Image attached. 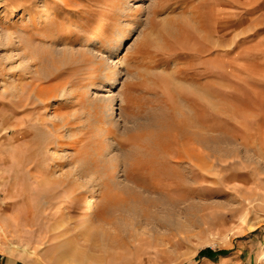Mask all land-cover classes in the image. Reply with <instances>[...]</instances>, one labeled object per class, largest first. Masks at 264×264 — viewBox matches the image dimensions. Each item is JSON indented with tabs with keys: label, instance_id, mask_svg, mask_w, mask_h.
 I'll list each match as a JSON object with an SVG mask.
<instances>
[{
	"label": "rangeland",
	"instance_id": "rangeland-1",
	"mask_svg": "<svg viewBox=\"0 0 264 264\" xmlns=\"http://www.w3.org/2000/svg\"><path fill=\"white\" fill-rule=\"evenodd\" d=\"M57 1L0 0V264H264V0Z\"/></svg>",
	"mask_w": 264,
	"mask_h": 264
},
{
	"label": "bare ground",
	"instance_id": "bare-ground-1",
	"mask_svg": "<svg viewBox=\"0 0 264 264\" xmlns=\"http://www.w3.org/2000/svg\"><path fill=\"white\" fill-rule=\"evenodd\" d=\"M69 1H71V0H58L57 1V3H55V5L56 6H60V4H63V3H68ZM47 2H50V1H45V3H47ZM24 4V3H23ZM25 6V5H24ZM123 6V5H122ZM124 8V7H123ZM23 9H24V7L22 6V5H17L16 6V12H22L23 11ZM30 9V8H29ZM33 11V10H32ZM46 11V10H45ZM44 11V12H45ZM6 12H7V10H6ZM29 12V11H28ZM18 14V15H21V14ZM30 13V12H29ZM47 13H48V11H46L44 14H45V16L44 17H46L47 16ZM18 15H16V14H13L12 15V17L13 18H16ZM29 15V14H28ZM30 15H32L31 13H30ZM30 15L28 16V17H30ZM18 18H21V16L20 17H18ZM30 19V18H29ZM28 19V20H29ZM44 19V18H43ZM27 20V21H28ZM31 20H32V18H31ZM34 20V19H33ZM16 21V20H15ZM20 21V20H19ZM26 21V22H27ZM44 21H46V19H44ZM23 22V21H22ZM20 23H21V21H20ZM25 24H27V23H25ZM33 24V23H32ZM101 23H99V25H100ZM31 25V24H30ZM43 25V24H42ZM25 26V25H24ZM23 27V25H19V27H18V30H19V28H22ZM39 27V26H38ZM41 28V27H40ZM34 29V28H33ZM3 30V29H2ZM6 31V30H5ZM8 31V30H7ZM4 32V31H3ZM19 32V31H18ZM5 33V32H4ZM7 33V32H6ZM7 35V34H6ZM9 35L10 34H8V37H9ZM89 35L90 36H88L87 37V40H88V42L89 43H91V46H95V44H97V43H100L98 40H100V39H97L96 41H92L93 39V33H89ZM7 37V38H8ZM17 37H19V36H17ZM6 38V37H5ZM6 38V39H7ZM125 39V38H124ZM121 40H123V39H121ZM5 41H7V40H5ZM4 43V42H3ZM6 43V42H5ZM86 44V43H85ZM6 45V44H5ZM121 45V44H120ZM86 47V46H85ZM91 48V47H90ZM93 48V47H92ZM91 49H89V48H86L84 51L85 52H87L88 54L92 51H90ZM80 53H81V51H79ZM80 53H78V54H80ZM86 54V53H85ZM92 54H94V53H92ZM13 55V54H12ZM11 56V55H10ZM14 56V55H13ZM95 62H97V61H95ZM105 64V63H104ZM16 68V67H15ZM11 70H12V68H11ZM10 70V71H11ZM14 71V70H13ZM27 72V71H26ZM118 73V72H117ZM116 73V75H115V77H117L118 76V74ZM20 76V75H19ZM35 76V75H34ZM32 77V76H31ZM41 77V78H40ZM40 79L42 80V76H41V74H40ZM88 77H90V76H88ZM12 78H14V77H12ZM19 78V77H18ZM44 78V77H43ZM23 79V78H22ZM32 79V78H31ZM9 80H11L12 81V79H9ZM18 80H20V79H18ZM5 81V80H4ZM7 81V80H6ZM14 81V80H13ZM16 81V80H15ZM14 81V82H15ZM8 82V81H7ZM19 83V82H18ZM22 82H20V84H18V86L19 85H21V87L23 86L22 84H21ZM1 84H4V82H1ZM13 84H15V83H13ZM8 85H10V83L8 84V83H6V86H8ZM12 86V85H11ZM11 86H10V88H11ZM64 87V86H63ZM66 87H67V85H66ZM65 87V88H66ZM3 88H5V87H3ZM9 88V87H8ZM9 88V89H10ZM13 88H15V85H14V87H12V91H13ZM23 88V87H22ZM41 88V87H40ZM61 88V87H60ZM65 88H61L60 89V92H61V94H62V100H63V103L64 104H67L68 103V101L71 99V92L69 93L68 92V90H66ZM68 88V87H67ZM6 89H7V87H6ZM58 89L59 88H57V91H58ZM79 89V88H78ZM77 88H75L74 90L75 91H79ZM5 90V89H4ZM16 91H17V89H15ZM47 90V88H41V92H46L47 94L48 93H51V88L50 89H48V92L46 91ZM73 90V91H74ZM89 90V89H88ZM6 91V90H5ZM50 91V92H49ZM71 91V90H70ZM13 92H15V91H13ZM21 92V91H20ZM59 92V91H58ZM80 92V91H79ZM86 92V94H87V91H85ZM15 94V93H14ZM13 94V95H14ZM17 94V93H16ZM43 94V93H42ZM56 94H57V92H56ZM56 94H54V93H51L50 94V98L52 97V98H55L56 97ZM59 94V93H58ZM73 94V93H72ZM77 94H78V92H77ZM85 94V96L87 97L88 95H86ZM79 95V94H78ZM15 97H16V95H14ZM37 96L39 97V95L37 94ZM43 96H44V94H43ZM80 96V95H79ZM60 97V96H59ZM75 97V96H74ZM77 97V96H76ZM85 97V98H86ZM90 97V96H89ZM88 97V98H89ZM46 98V97H45ZM78 98V97H77ZM84 98V97H83ZM48 99H49V97H48ZM89 99H91V98H89ZM42 100V99H41ZM84 100V99H83ZM82 100V101H83ZM86 100H87V98H86ZM40 101V100H39ZM43 101V100H42ZM79 100L78 99H75V101H74V103H73V105L74 106H77V102H78ZM91 101V100H90ZM113 101V100H112ZM87 102H89V101H87ZM92 103H94V102H92ZM91 103V104H92ZM87 104V103H86ZM94 105V104H93ZM91 106V105H90ZM112 106H113V104L111 103V108H112ZM58 108V107H57ZM87 108V107H86ZM91 108V107H90ZM95 109V108H94ZM109 109V108H108ZM85 110V109H84ZM98 110V109H97ZM56 111V110H55ZM92 111V110H91ZM95 111V110H94ZM104 111V110H103ZM89 112V111H88ZM104 114H105V112H103ZM107 113H108V115H107V118H111L110 116V113H109V111H107ZM55 114V113H54ZM91 114V113H90ZM99 114V113H98ZM88 115H89V113H88ZM113 115V114H112ZM57 116V115H56ZM56 116H54V117H56ZM71 116H73L72 114H71ZM85 116V115H84ZM100 116V115H99ZM52 117V116H51ZM57 117H59V116H57ZM56 117V118H57ZM63 117V116H62ZM62 117H60V118H62ZM74 117V116H73ZM77 117V116H76ZM86 117V116H85ZM92 117V116H91ZM93 117H94V115H93ZM97 117H98V115H97ZM82 118H84V117H82ZM87 118V117H86ZM88 118H90V117H88ZM102 118V117H101ZM113 118V117H112ZM69 119V118H68ZM76 119V118H75ZM93 119V118H92ZM9 120V118H6L5 120H4V123H3V126L0 128V131H2V132H4V130H6L8 127H6V125H5V123H6V121H8ZM79 120H81V119H79ZM55 121H56V119H53V121H52V126H56L57 125V123H55ZM60 121V120H59ZM100 122H101V125L102 124H104V121L103 120H99ZM106 121V120H105ZM45 123V122H44ZM43 123V124H44ZM51 123V122H50ZM84 123V122H83ZM82 123V124H83ZM110 123H111V121H110ZM67 124V123H66ZM100 123H98V125H99ZM62 125V124H61ZM88 125V124H87ZM92 125V124H91ZM8 126V125H7ZM41 126H42V124H41ZM50 126V125H49ZM79 126V125H78ZM78 126H76V127H78ZM105 126V125H104ZM44 127V126H43ZM60 127V126H59ZM63 127H65V126H63ZM80 127V126H79ZM99 127V126H98ZM101 127V126H100ZM62 128V127H61ZM70 128V127H69ZM82 128H84V127H82ZM91 128H92V126H91ZM106 128V127H105ZM4 129V130H3ZM53 129V128H52ZM89 128H87V130H88ZM95 129V128H94ZM55 130V129H54ZM57 130H58V128H57ZM63 130V129H62ZM72 130H73V128H72ZM90 130V129H89ZM97 130H99V129H97ZM51 131H53V130H51ZM70 132V131H69ZM105 132H106V130H105ZM54 133V132H53ZM59 133V132H58ZM63 133V132H62ZM100 133V132H99ZM116 133V132H115ZM57 134V133H56ZM96 134H98V133H96V131H95V137H96ZM103 134V133H102ZM113 134H114V132H113ZM59 135V134H58ZM66 135H68V134H66ZM71 135V134H70ZM104 135V134H103ZM112 135V134H111ZM97 136H99V134L97 135ZM2 137V136H1ZM60 137V136H59ZM62 137V136H61ZM71 137H72V135H71ZM75 137V136H74ZM80 137V136H79ZM111 137V136H110ZM73 138V137H72ZM72 138H70V139H72ZM114 138V137H113ZM59 139V138H58ZM62 139H63V137H62ZM97 139V138H96ZM106 139V138H105ZM80 140V139H79ZM104 140V139H103ZM108 140V139H107ZM106 141V140H105ZM63 142V141H62ZM67 142V141H66ZM93 142H95L96 143V141H93ZM115 142V141H114ZM97 143H99V141L97 140ZM58 144H61L62 145V143H58ZM64 144H65V141H64ZM63 144V145H64ZM75 144V143H74ZM107 144V143H106ZM98 146H99V144H97ZM65 146V145H64ZM94 146H95V144H94ZM63 147V146H62ZM74 147V145L72 146V148ZM64 148V147H63ZM71 148V147H70ZM71 148V149H72ZM75 148V147H74ZM78 148V147H77ZM96 148H97V146H96ZM70 149V150H71ZM55 150V149H54ZM66 150H67V148H66ZM78 150V149H77ZM72 151V150H71ZM69 151H67L66 152V154L68 153ZM74 153H72V155H73ZM76 154V153H75ZM95 154V153H94ZM93 154V155H94ZM69 155H71V154H69ZM85 156V155H84ZM57 157H59L58 155H57ZM67 157V156H66ZM91 157V156H90ZM69 158V157H68ZM78 158V157H77ZM80 158V157H79ZM84 158V157H83ZM82 158V159H83ZM94 158H95V156H94ZM59 159V158H58ZM58 159H57V161H58ZM81 159V160H82ZM95 159H98L97 157L95 158ZM101 159V158H100ZM62 160V159H61ZM63 161V160H62ZM98 161V160H97ZM59 162H61V161H59ZM58 162V167H60L61 166V163H59ZM69 162H71V160L69 161ZM100 162V161H99ZM68 163V162H67ZM94 162H92V164H93ZM10 164V163H9ZM79 164V163H78ZM82 164V163H81ZM100 164V163H99ZM76 166V165H75ZM74 166V167H75ZM78 166H80L81 167V165H78ZM103 166V165H102ZM108 166V165H107ZM77 167V166H76ZM75 167V168H76ZM83 167V166H82ZM74 168V169H75ZM87 168V167H86ZM94 168V166L92 167V169ZM78 169H79V167H78ZM85 169V168H84ZM90 169V168H89ZM55 170V169H54ZM53 170V171H54ZM80 170V169H79ZM58 171V170H57ZM60 171V170H59ZM89 171H91V170H89ZM63 172V171H62ZM71 172V171H70ZM81 172V171H80ZM92 172H94V169H93V171ZM91 172V174H89L90 176V182H89V184H90V191H88L89 193H87V195H84V193L81 191V188H82V186H80V184H82L81 183V181H80V179H79V177H78V175H77V177H75L74 179H73V177H72V180H73V184H74V187L76 188H74V190H76L75 191V195H78V196H80V200H81V197L83 196L84 197V201L86 202V204H85V207H86V210L85 209H83L84 210V212L85 213H83L82 214V217H83V219L82 220H84V227H87V226H89V225H92L93 224V222H92V218H90V210L91 209H93V211H92V213H95L96 215H98V214H102L103 213V215H106V214H108V213H111V212H113L112 214H113V216H109L107 219H103V221L107 224L108 223V225H110V227H108V228H105L104 226H103V224H100L99 226H97V229H98V232L100 233V234H102V238H101V244H102V246H107V242L105 241L106 239H108V236L110 235V228H112V226L114 227V230L116 231V230H119V231H121V232H125L127 229H126V226H124V222H125V220H126V217H124L123 215H117L118 214V211H121V213H124V210L123 209H125V207L123 206L124 204H123V202L120 204V203H118V202H114V200H113V196L111 197V196H109V198H106V199H101V201L104 203H106L107 202V205H103V204H100V205H98V203L97 204H95L94 205V203H93V199H94V192H95V188H97L96 186H98L99 188H103V187H107V182H105V180H102V178H101V181L98 179V178H96L97 177V175H98V173H97V175L95 174V173H92ZM97 172V171H96ZM77 173H79V171H76V174ZM104 173V172H103ZM65 174H67V172L65 173ZM75 174V173H74ZM74 174H72V175H74ZM99 174H101L102 175V173H99ZM52 175H54L53 173H52ZM70 175V174H69ZM79 176H82V175H80L79 174ZM86 176H88V175H85V177L83 178V179H87L86 178ZM53 177V176H52ZM56 177V176H55ZM98 177H99V175H98ZM102 177V176H101ZM106 177H108V176H106ZM127 177V176H126ZM125 177V178H126ZM68 178V177H67ZM66 177H65V179H67ZM71 178V177H70ZM69 178V179H70ZM129 178V177H128ZM82 179V180H83ZM97 179L100 181H98L97 182ZM104 179V178H103ZM111 179V178H110ZM68 180V179H67ZM67 180H65L64 181V179L62 178V175H60V177H58V178H54V180H52V182L54 183V184H58V183H60V182H64V183H67ZM88 180V179H87ZM114 180V179H113ZM116 180V179H115ZM68 182H71V180H69ZM84 183H85V180L83 181ZM87 182V181H86ZM116 182V181H115ZM123 182V181H122ZM121 181H120V183H122ZM47 183H48V181H47ZM71 183V184H72ZM106 183V184H105ZM126 183V182H125ZM125 183H122V184H125ZM68 185H69V183H67ZM88 183H87V185H89ZM49 184H47V186H48ZM78 185H79V187H78ZM82 185H85V186H87L86 184H82ZM104 185V186H103ZM113 185H114V183H113ZM118 185V184H117ZM119 185H121V184H119ZM118 185V186H119ZM156 185V184H155ZM58 186H60V185H58ZM103 186V187H102ZM122 186V185H121ZM125 186V185H124ZM65 187V186H64ZM68 187V186H67ZM117 187V186H116ZM120 187V186H119ZM126 187V186H125ZM124 187V189H126ZM133 187V186H132ZM98 188V189H99ZM114 188H115V186H114ZM144 188H146V187H144ZM89 189V188H88ZM113 189V188H112ZM136 189V188H135ZM116 190H118L117 188H116ZM133 190V189H132ZM64 191V190H63ZM62 191V192H63ZM69 191L71 192L72 190L71 189H69ZM101 191V190H100ZM121 191H123V189L121 190ZM129 191V190H128ZM66 192V191H65ZM73 192V191H72ZM114 192V191H113ZM120 192V191H119ZM126 192V191H125ZM101 193V192H100ZM96 195V194H95ZM99 196V195H98ZM118 196H120L119 195V193H118ZM96 197V196H95ZM187 197V196H186ZM79 198V197H78ZM83 199V198H82ZM186 199V198H185ZM188 199V198H187ZM79 200V199H78ZM183 201H184V199H182ZM101 202V203H102ZM174 202V204H175V201H173ZM177 202V201H176ZM104 203V204H105ZM169 203H171V204H169L170 206L171 205H173L174 206V204H172V202H169ZM82 204V203H81ZM168 204H167V206H169ZM166 206V207H167ZM172 206V207H173ZM84 207V206H83ZM129 207V206H128ZM190 207V206H189ZM133 208V207H132ZM188 208V207H187ZM191 209H192V207H190ZM189 208V209H190ZM135 209V208H134ZM133 209V210H134ZM81 210V209H80ZM132 210V211H133ZM172 210V209H171ZM174 210V209H173ZM129 211V210H128ZM135 211V210H134ZM185 211H188V210H185ZM190 212V211H189ZM191 212H192V210H191ZM117 213V214H116ZM126 214V213H125ZM130 214V213H129ZM133 214V213H132ZM134 214L136 215V213L134 212ZM170 214V213H169ZM176 214V213H175ZM95 215V216H96ZM134 215V216H135ZM167 215V214H166ZM172 215V214H171ZM188 215H190V214H188ZM173 216H174V214H173ZM185 217V216H184ZM93 219H94V216H93ZM173 219V218H172ZM171 221V220H170ZM105 224V225H106ZM123 230V231H122ZM112 233V232H111ZM115 233V232H114ZM113 235V237H112V239H111V242L114 244V242H117L118 241V239H120V238H122L118 233H115V234H112ZM98 237V236H97ZM110 237H111V235H110ZM99 238V237H98ZM119 242V241H118ZM97 246V245H96ZM103 248V247H102Z\"/></svg>",
	"mask_w": 264,
	"mask_h": 264
}]
</instances>
